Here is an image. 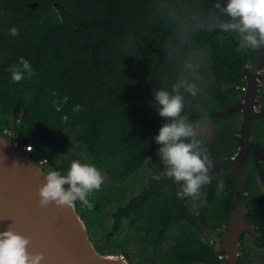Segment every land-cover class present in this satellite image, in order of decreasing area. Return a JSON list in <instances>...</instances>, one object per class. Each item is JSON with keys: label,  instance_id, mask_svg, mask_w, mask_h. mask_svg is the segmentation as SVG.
<instances>
[{"label": "trees", "instance_id": "trees-1", "mask_svg": "<svg viewBox=\"0 0 264 264\" xmlns=\"http://www.w3.org/2000/svg\"><path fill=\"white\" fill-rule=\"evenodd\" d=\"M215 2L0 0V131L19 133L23 143L35 149L34 159H46L45 170L55 166L61 175L67 174L71 162L57 164V160L67 145L77 142L93 155L99 171L123 184L147 161L160 162L159 157L152 160L146 154L165 123L156 111L153 91L171 90L172 84L186 79L201 84L214 105L209 108L212 101L203 95L192 98L185 93L182 115L193 123L200 121L197 138L210 159L234 156L241 112H220L243 99L246 80L242 72L259 58L262 47L242 49L236 33L198 30L193 16L206 15ZM33 3H38L35 10ZM12 27L19 32L15 37L9 33ZM221 36L226 37L223 42ZM21 57L29 61L34 75L13 83L8 69ZM198 104L203 108H197ZM258 107L264 109V82ZM202 110L208 113L207 120H201ZM78 129L82 135L76 137ZM252 137L264 150V119L254 121ZM155 145L158 151L160 146ZM246 170L251 178L245 192L256 201L255 206L249 202V208L255 210L251 218L259 226L261 237L255 238L263 251L259 264H264V182L252 157L246 161ZM163 171L157 168L149 187L112 213L113 233L128 219L127 240L136 242L135 235L142 234L140 264H151L156 257L159 264H221L222 246L214 247L202 233L209 229L223 233L234 209L237 180L228 169L217 168L212 195L208 196V184L202 186V196L196 201L200 212L192 215L190 197L176 195L180 184L167 177L153 179ZM221 177L225 187L218 191ZM110 192L105 186L102 194L93 197L90 209L79 200L74 202L88 231L89 217L98 212ZM184 225L188 229L180 228ZM170 228H176L179 240L160 251ZM99 251L115 255L100 247ZM121 252L134 264L125 249ZM239 264L257 263L249 262L244 250Z\"/></svg>", "mask_w": 264, "mask_h": 264}, {"label": "water", "instance_id": "water-1", "mask_svg": "<svg viewBox=\"0 0 264 264\" xmlns=\"http://www.w3.org/2000/svg\"><path fill=\"white\" fill-rule=\"evenodd\" d=\"M37 6L38 3H33L32 9L35 10ZM242 76L246 80L243 99L220 112L221 115L241 112L236 135L238 151L231 157L210 159L212 177L221 167L228 169L238 183L228 231L221 236V245L226 254L222 264H239L241 251L244 250L241 246L243 234L261 237L258 228L247 220V215L255 212L242 206L239 198L251 178L246 170L249 157L253 158L264 182L263 146L252 137L254 121L264 119V109L258 107L260 87L264 82V47L260 49L259 58L244 68ZM146 154L152 160H157L154 138ZM47 173L41 164L0 131V232L7 231L11 226L15 232L30 239L29 252L44 254L47 258L44 264H131L124 258H114L97 251L74 203L65 208L51 205L42 209L39 206L38 191ZM212 182L213 179L208 184V196L213 192ZM205 202H208V197Z\"/></svg>", "mask_w": 264, "mask_h": 264}, {"label": "clouds", "instance_id": "clouds-1", "mask_svg": "<svg viewBox=\"0 0 264 264\" xmlns=\"http://www.w3.org/2000/svg\"><path fill=\"white\" fill-rule=\"evenodd\" d=\"M193 19L197 21L198 30L236 33L242 49L255 51L264 47V0H216L206 15L197 13ZM9 33L13 37L19 34L16 27L10 28ZM219 38L221 42L226 39L224 36ZM8 71L13 83L30 79L34 75L31 64L23 57L17 64L10 66ZM185 93L192 98L203 95L212 101L209 108L214 105V99L206 95L201 84L186 79L172 84L171 90L160 88L153 91L156 111L165 120L154 138L160 146L157 156L165 167L153 179H174L181 185L176 193L178 198L199 200L202 186L210 184L213 179L210 175L212 162L203 141L197 138L200 135V121L193 123L188 115H182L186 108ZM197 108L202 109L203 105L198 104ZM207 119L208 113L202 110L201 120ZM44 180L38 191L39 206L42 209L51 205L57 208L69 207L77 200L90 209L93 205L87 197L104 183L102 173L94 165L81 164L76 160L71 162L66 175L50 170ZM65 185L68 187L65 188ZM217 187L218 191L224 189L225 181L222 177L218 179ZM30 243V239L15 232L11 226L7 231L0 232V264H44L47 258L42 253H30Z\"/></svg>", "mask_w": 264, "mask_h": 264}, {"label": "rangeland", "instance_id": "rangeland-1", "mask_svg": "<svg viewBox=\"0 0 264 264\" xmlns=\"http://www.w3.org/2000/svg\"><path fill=\"white\" fill-rule=\"evenodd\" d=\"M81 135L82 131L80 129L76 130V137ZM81 147L82 148L80 149L77 142H71L70 145L65 147L64 151L58 158L57 164L70 163L73 160H76L81 164L87 163L94 165L93 155L85 146ZM160 167H165L161 161L158 164L147 161L140 171L123 184L111 181L100 171L103 175L104 183L101 185L100 189L94 190L87 197L93 205V197L102 194L105 186L111 189L107 198L100 204L98 212L91 215L88 220L90 229L88 232H90V238H92L91 240L99 253H101L99 251L100 247L104 252L110 250L113 251L116 257L126 259L125 256L121 254V250L125 249L128 255H130L132 262L134 264H140L141 259L139 257V252L141 250L139 249L138 243L143 237L142 234L135 235L136 242H129L127 240L126 233L129 225L128 219H123L121 230L117 234H114V220L112 218V213L117 211L119 207L126 206L133 198L139 196L147 187H149L150 178L155 170ZM50 168L51 170H55V166H51ZM196 201L197 200H193L191 197L189 198V208L192 215H197L200 212V208L197 207ZM80 204L82 207H86L81 202ZM262 215H264V207L262 208ZM180 228L188 229L187 225ZM223 230L225 231V228ZM176 235V228H170L167 238L160 244V251H166L170 245L176 243L179 240ZM202 237L216 248L222 246L221 235L215 229H209L208 231L203 232ZM241 246L246 250L249 262L257 264L261 262L263 251L257 247L256 238L251 235H246L241 242ZM244 250L241 251V254ZM159 260V257H156L152 260L151 264H159Z\"/></svg>", "mask_w": 264, "mask_h": 264}, {"label": "built area", "instance_id": "built-area-1", "mask_svg": "<svg viewBox=\"0 0 264 264\" xmlns=\"http://www.w3.org/2000/svg\"><path fill=\"white\" fill-rule=\"evenodd\" d=\"M245 89H246V87H244L243 90L245 91ZM1 132L5 136H7L12 142H14L15 144L19 145L26 154H28L29 156H31L34 159L35 149L31 145H25L23 143L19 133L15 132L14 130H11V129H5V130H3ZM38 163L43 166V165L47 164L48 162L43 160V161H39ZM225 259H226V254L219 255V260L220 261H224Z\"/></svg>", "mask_w": 264, "mask_h": 264}, {"label": "flooded vegetation", "instance_id": "flooded-vegetation-1", "mask_svg": "<svg viewBox=\"0 0 264 264\" xmlns=\"http://www.w3.org/2000/svg\"><path fill=\"white\" fill-rule=\"evenodd\" d=\"M254 161V160H253ZM264 163V162H263ZM262 163V164H263ZM237 185H238V183H237ZM236 189H237V187H236ZM236 189H235V192H236ZM248 194L246 193V192H244V193H241L240 194V202H241V205L242 206H246L251 212H255V210H253V209H251V208H249V202L253 205V206H255L256 205V201H254V200H249L248 199V196H247ZM234 196H235V193H234ZM234 196H233V198H234ZM234 209H235V206H234ZM233 211V210H232ZM253 215H255V214H252V213H250V214H248L247 215V220H248V222L250 223V224H253V225H255L254 223H252V216ZM228 224H229V220H228V223L226 224V225H224V227H223V229L225 228V231L223 230V233H226L227 231H228ZM256 226V225H255ZM258 229H259V226H256ZM222 233V234H223ZM222 234H221V236H222ZM246 235H251L250 233H245V234H243V237L245 238V236ZM251 236H253V235H251ZM242 237V238H243ZM254 237V236H253ZM255 238V237H254ZM242 242V241H241ZM168 249V248H167ZM225 261V260H224ZM223 261V262H224ZM222 262V263H223ZM221 263V264H222Z\"/></svg>", "mask_w": 264, "mask_h": 264}, {"label": "bare ground", "instance_id": "bare-ground-1", "mask_svg": "<svg viewBox=\"0 0 264 264\" xmlns=\"http://www.w3.org/2000/svg\"><path fill=\"white\" fill-rule=\"evenodd\" d=\"M111 257L117 258L116 256H113V255Z\"/></svg>", "mask_w": 264, "mask_h": 264}]
</instances>
